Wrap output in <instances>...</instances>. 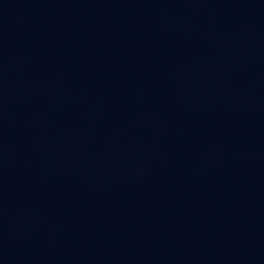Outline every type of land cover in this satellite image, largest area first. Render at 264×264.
Returning a JSON list of instances; mask_svg holds the SVG:
<instances>
[{"label":"water","instance_id":"95a60500","mask_svg":"<svg viewBox=\"0 0 264 264\" xmlns=\"http://www.w3.org/2000/svg\"><path fill=\"white\" fill-rule=\"evenodd\" d=\"M0 264H264V0H0Z\"/></svg>","mask_w":264,"mask_h":264}]
</instances>
